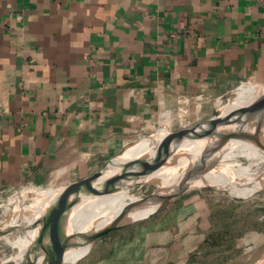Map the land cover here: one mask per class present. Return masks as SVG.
<instances>
[{"label": "crops", "instance_id": "crops-1", "mask_svg": "<svg viewBox=\"0 0 264 264\" xmlns=\"http://www.w3.org/2000/svg\"><path fill=\"white\" fill-rule=\"evenodd\" d=\"M252 85H264V0H0V194L78 181ZM194 202L172 229L94 244L92 264H194Z\"/></svg>", "mask_w": 264, "mask_h": 264}, {"label": "water", "instance_id": "water-1", "mask_svg": "<svg viewBox=\"0 0 264 264\" xmlns=\"http://www.w3.org/2000/svg\"><path fill=\"white\" fill-rule=\"evenodd\" d=\"M252 86L248 99H238V90L219 95L205 119L176 130L163 127L139 136L126 142L92 174L54 187L61 191L47 203L45 215L37 221L40 234L21 264H78L98 238L150 215H124L116 222L99 225L104 198L129 185L159 184L142 206L165 196L161 205L197 188H213L241 199L264 189L263 171H251L245 161L229 156L238 143H257L255 136L264 128V85ZM238 178L249 181L253 191L248 196L232 193L230 183ZM27 207L33 212L36 206ZM13 213L0 222V232ZM227 264H264V241Z\"/></svg>", "mask_w": 264, "mask_h": 264}, {"label": "rangeland", "instance_id": "rangeland-1", "mask_svg": "<svg viewBox=\"0 0 264 264\" xmlns=\"http://www.w3.org/2000/svg\"><path fill=\"white\" fill-rule=\"evenodd\" d=\"M251 90L252 88L246 89L243 94L248 96ZM238 159L240 161L247 160L244 156H239ZM27 189L29 188L22 187L1 193L0 205ZM154 189L155 185L153 184H142L136 185L131 191L136 195L146 197ZM34 195L35 193H25V203L33 201ZM185 200L195 201L191 204L186 203L183 207H186V214L195 215L194 227L198 225V229L204 234V241L200 243L199 251L194 255V264H227L248 248H254L264 241V189L246 199H241L231 197L213 188H197L167 199L150 215L127 227L113 230L101 236L94 244L104 246L103 249L109 251L110 245L134 243V241L146 239L154 232H163L158 227L165 222L172 223L167 227L173 228V222L177 219L181 204ZM8 215L9 212L0 207V222L5 220ZM179 226L174 227L178 228ZM171 227L169 229H172ZM20 249L25 250L26 248L22 246ZM17 250V247L0 241V264H14L11 260L6 262L5 260ZM103 255H98L96 249H93L78 264H92L96 257L99 258Z\"/></svg>", "mask_w": 264, "mask_h": 264}, {"label": "bare ground", "instance_id": "bare-ground-1", "mask_svg": "<svg viewBox=\"0 0 264 264\" xmlns=\"http://www.w3.org/2000/svg\"><path fill=\"white\" fill-rule=\"evenodd\" d=\"M251 88V93L248 96H245L246 94H242L239 99H248L254 91L253 86ZM255 137L257 143H238L233 147L229 156L230 159L237 162H240L238 159L239 156H244L247 159L245 162L251 171L257 170L264 172V128ZM230 184H233L232 193L234 195L248 196V194L253 191L249 181L243 178H238V180H235L234 183L232 182ZM136 185L123 187L122 189L104 198L103 207L100 213H98L99 225L116 222L124 217V215H130L131 217H143L156 210L165 196H162L150 204H146V206H142L146 197L136 195L131 191ZM139 185H142V183H139ZM154 185L157 187L159 184ZM35 191L36 190L33 189L24 190V193L20 192V194L16 195V197L10 198L7 202L0 205V207L8 211L9 214L14 211L12 218H10L8 222V226H4V230L0 232V241L11 244L18 249L13 255L6 259L5 262L11 260L14 264H21L25 261L28 249L35 244V241L40 234L41 226L37 221L40 217L42 218V216L45 215L44 212L47 203L51 202L59 195L61 188H49ZM25 193H35L34 200L29 203H25ZM175 194L177 193L170 195L174 196ZM27 206L36 207L32 209V212ZM16 212L19 213L16 214ZM5 221L6 219L1 223H4ZM22 246L26 249H20ZM250 249L251 248H248L246 251Z\"/></svg>", "mask_w": 264, "mask_h": 264}]
</instances>
